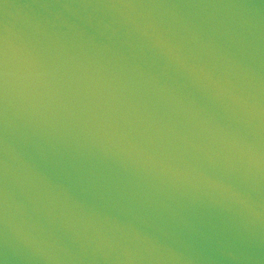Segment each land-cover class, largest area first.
<instances>
[{
    "label": "water",
    "instance_id": "1",
    "mask_svg": "<svg viewBox=\"0 0 264 264\" xmlns=\"http://www.w3.org/2000/svg\"><path fill=\"white\" fill-rule=\"evenodd\" d=\"M0 264H264V0H0Z\"/></svg>",
    "mask_w": 264,
    "mask_h": 264
}]
</instances>
